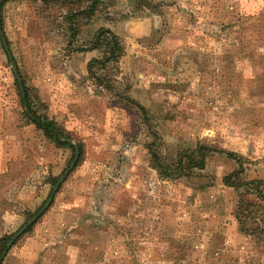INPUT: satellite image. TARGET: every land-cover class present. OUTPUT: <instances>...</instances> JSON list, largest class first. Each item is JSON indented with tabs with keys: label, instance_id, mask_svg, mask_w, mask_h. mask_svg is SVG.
Segmentation results:
<instances>
[{
	"label": "rangeland",
	"instance_id": "1",
	"mask_svg": "<svg viewBox=\"0 0 264 264\" xmlns=\"http://www.w3.org/2000/svg\"><path fill=\"white\" fill-rule=\"evenodd\" d=\"M104 1L77 37L101 26L121 37L125 55L108 71L115 91L89 75L99 50L73 51L68 8L0 0L12 54L0 32V237L12 240L55 186L46 181L56 153L26 115L13 63L39 113L75 114L65 125L88 161L1 264H264V247L239 230L237 192L223 183L233 160L215 154L189 178L163 179L148 149L154 132L168 151L208 140L247 156L249 178H264V0ZM62 159L55 176L71 148ZM182 237L194 243L186 262Z\"/></svg>",
	"mask_w": 264,
	"mask_h": 264
},
{
	"label": "trees",
	"instance_id": "2",
	"mask_svg": "<svg viewBox=\"0 0 264 264\" xmlns=\"http://www.w3.org/2000/svg\"><path fill=\"white\" fill-rule=\"evenodd\" d=\"M43 4L59 5L61 9L68 8L64 13V20L69 23L68 28L72 32L69 43L73 45L75 52H87L91 50H99L100 56L92 58L88 63V71L90 77L98 85L107 88L109 91H115L116 80L112 79L108 71L113 67H117L121 58L125 55L126 48L121 37L111 28L106 26L99 27L91 39L80 42L78 35L80 33V21L86 19L91 21L96 13L101 11L104 0H41ZM3 4H0V12ZM25 93L20 92L22 103L27 106L26 115L32 123L36 124L45 137L54 142L58 147H69L75 156L76 146L80 150V158L84 153V145L74 143L72 135L63 128L54 118L47 114H41L35 109L38 101H33L30 96L28 87L24 83ZM121 96H125L121 94ZM131 103L137 104L144 115H147V109L141 103L124 97ZM159 134L154 132V139L148 144L150 151L151 166L157 170L159 176L163 179H182L189 178L195 173L204 170L208 165V160L215 154H222L233 160L236 167L223 176V183L237 192V201L234 206V214L239 224L240 232L246 239H251L255 246L264 247V178H249L247 168L251 160L242 153L228 150L220 147L208 140L198 142L195 147L179 148L176 151H168L162 148V142H157ZM168 151V152H167ZM61 175L50 177L54 186ZM52 193L50 194V197ZM46 200L44 201V203ZM40 208L29 216H34L39 212ZM31 225L28 231L32 230ZM100 233L111 232L108 227H92ZM119 234L125 235L121 231ZM190 237H187V239ZM182 239V240H181ZM179 239L181 246L177 247L180 253V260L186 262V249H192L194 243L187 244L185 237ZM185 239V240H184ZM11 236L4 235L0 237V260L6 253L7 246ZM134 242H131L133 245ZM75 244V243H74ZM73 244V245H74ZM76 246V245H75ZM176 247V246H174ZM186 258V259H185ZM83 264H98V262H84Z\"/></svg>",
	"mask_w": 264,
	"mask_h": 264
},
{
	"label": "water",
	"instance_id": "3",
	"mask_svg": "<svg viewBox=\"0 0 264 264\" xmlns=\"http://www.w3.org/2000/svg\"><path fill=\"white\" fill-rule=\"evenodd\" d=\"M0 32H1V37L3 39V43L5 45L6 50L8 51L9 56L12 58V54L10 52V48L8 45V42L6 40V37L4 35L3 32V28L1 26V18H0ZM13 69L17 75L20 87H21V91L24 94L25 90H24V83L22 81V79L20 78L19 72H18V68L16 63H13ZM80 158V150L78 148V146H76V151H75V156L74 159L72 161V163L70 164V166L65 170L64 174L60 177V179L58 180V182L56 183L54 189H53V193L52 196L46 201L44 207L35 215L33 216L14 236V238L9 242L8 246H7V250L6 253L8 252V250L11 248V246L13 245V243L15 242V240L20 237L31 225H33L37 219L45 212V210L50 206L53 197L55 195V193L57 192L58 188L60 187V185L62 184V182L65 180V178L71 173V171L76 167L78 161ZM1 264V261H0Z\"/></svg>",
	"mask_w": 264,
	"mask_h": 264
},
{
	"label": "crops",
	"instance_id": "4",
	"mask_svg": "<svg viewBox=\"0 0 264 264\" xmlns=\"http://www.w3.org/2000/svg\"><path fill=\"white\" fill-rule=\"evenodd\" d=\"M57 112V111H56ZM70 113V112H69ZM57 114H59V112L57 113ZM74 113H71V115H68V117L66 116V112H64V113H62V117H59V118H57V121H59L60 123H61V121H62V125H64V127L67 129V131L69 132V127L67 126V125H65V122L67 123V122H72V120L74 119V118H76V117H74ZM67 117V118H66ZM47 138V137H46ZM47 142H48V147L50 148L51 147V150H52V152L53 153H56V156H55V158H54V160L53 161H51V162H53L52 164H50L49 165V169H51V175H50V177H53V176H55L54 174H57L58 173V171L60 170V169H62L63 167H65L66 165V161H64V159H62V158H64V153L69 149V147H58L54 142H52L51 140H49L48 138H47V140H46ZM46 160H48V161H50V159H46ZM86 164H88V161L87 160H85V161H83V162H80L79 163V166H77L76 165V170L73 172V170L71 171V173L73 172V176H76V173L77 172H80L81 170H83V169H85L87 166H86ZM75 169V168H74ZM80 170V171H79ZM70 173V174H71ZM69 174V175H70ZM68 175V176H69ZM62 176V175H61ZM60 176V177H61ZM66 177L65 178V180L62 182V184H64L65 182H68V180L70 179L69 177ZM49 177V178H50ZM48 178V179H49ZM47 179V180H48ZM60 179V178H59ZM68 179V180H67ZM47 183L49 182V183H51V181L50 180H48V181H46ZM52 184V183H51ZM62 184L60 185V187H62ZM56 185V184H55ZM55 187V186H54ZM60 187L58 188V190H60ZM58 190H57V192H58ZM56 192V193H57ZM51 193H53V190H52V192H50V194ZM55 193V194H56ZM54 197H55V195H54ZM54 197H53V199H54ZM50 197H48V199H49ZM48 199H46V201L48 200ZM53 201V200H52ZM52 203V202H51ZM51 205V204H50ZM70 209V208H69ZM65 214H68V211L66 210L65 211ZM95 230V229H94ZM95 231H97V230H95ZM96 233H100V232H96ZM74 243H72V245H73ZM74 245H76V243L74 244Z\"/></svg>",
	"mask_w": 264,
	"mask_h": 264
}]
</instances>
